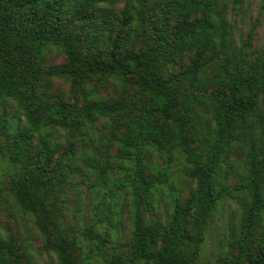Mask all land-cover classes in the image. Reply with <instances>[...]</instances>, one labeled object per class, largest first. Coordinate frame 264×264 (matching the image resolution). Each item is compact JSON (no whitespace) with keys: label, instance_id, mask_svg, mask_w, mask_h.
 Returning <instances> with one entry per match:
<instances>
[{"label":"trees","instance_id":"16d2710c","mask_svg":"<svg viewBox=\"0 0 264 264\" xmlns=\"http://www.w3.org/2000/svg\"><path fill=\"white\" fill-rule=\"evenodd\" d=\"M221 1L125 0L117 14V0H0V106L12 101L23 117L14 132L0 112V159L12 169L5 190L35 218L58 264L89 263L78 253L79 236L59 227L60 193L79 184L103 190L106 216L83 232L102 250L110 235L95 228L115 211L105 187L113 171L122 172L119 190L130 198L131 239L102 264H198L226 201L237 205L236 225L217 264H264V52L245 61L242 49L231 51ZM50 47L63 63L43 66ZM52 78L68 82L67 99L50 92ZM109 82L116 95L105 99L98 90ZM99 119L109 124L106 149L96 145L102 160L84 164L100 182H75L76 141ZM59 129L67 142L56 156L50 137ZM114 145L118 164L108 161ZM148 148L180 157L195 181L189 196L170 195L163 223L145 216L152 191L167 184L166 171L148 172ZM237 152L244 171L231 184ZM0 264H21L11 235L0 241Z\"/></svg>","mask_w":264,"mask_h":264},{"label":"rangeland","instance_id":"374dc122","mask_svg":"<svg viewBox=\"0 0 264 264\" xmlns=\"http://www.w3.org/2000/svg\"><path fill=\"white\" fill-rule=\"evenodd\" d=\"M124 4L125 0H117L114 6L117 14L121 13ZM221 5L224 7L225 18L229 26L231 51L238 53L239 49H242L245 61L257 59L264 52V0H243L236 8L233 6L232 0H222ZM188 60L189 57L186 58L187 62ZM63 62L64 55L57 48L50 47L45 50L43 66L59 65ZM49 89L51 93L59 94L65 99L68 98L69 84L62 79L52 78ZM98 94L105 99L110 96L114 97L116 86L109 82L99 88ZM261 110L264 116V98H262ZM0 112L8 118L14 132L21 128L23 117L12 101L2 103ZM53 131L50 138L57 144L56 156H60L64 150L62 144H65L67 139L63 130ZM108 133V122L105 119H99L86 128L82 137L76 141L75 165L71 173L75 182H79L82 178L90 183L100 182L98 171L88 168L84 162L93 160L97 163L102 160L96 152L95 146L100 145L102 150H105ZM145 152L148 172H167V184L152 191L148 199L151 208L145 210L147 220L163 223L171 210L170 195L173 194L181 198L189 196L195 186V181L187 177V170L180 157L172 156L170 160H167L165 156H160L152 148L146 149ZM107 153L108 161L118 164L117 145L110 147ZM63 157L67 159V156ZM241 158L239 152L230 156V159L235 161L229 177L231 184L240 180L243 175L244 167ZM11 174V167L6 160L1 158L0 189L3 192L0 198V241L6 239L8 235L15 239L21 253V264H58L54 252L45 248V238L36 224L35 218L23 212L7 195L8 192L5 189L10 187ZM122 177L121 171L109 172L105 177V187L116 207L111 220H102L96 224L95 234L104 236L109 233L111 236L106 237V248L102 250H99L96 242L91 241L83 232L95 220L106 216L101 199L103 190L99 186L90 190L87 185L79 184L77 188H64V191L60 193V199L64 206L59 227L69 231L70 235L79 236L81 250L78 253H82L80 257L89 255L88 264H102L104 258L125 249L124 245L130 242V198L127 191L119 190V181ZM52 198L53 196H51ZM236 210L237 205L233 201H226L219 206L216 218L209 224L198 264H217V258L229 249L230 237L236 225ZM118 211L119 214H117ZM113 221L116 222L113 224ZM112 224L114 230L110 229ZM78 262L80 263V258Z\"/></svg>","mask_w":264,"mask_h":264}]
</instances>
